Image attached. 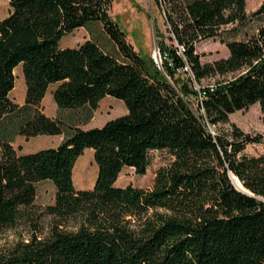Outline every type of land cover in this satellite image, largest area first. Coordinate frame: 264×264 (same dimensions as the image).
Returning <instances> with one entry per match:
<instances>
[{
	"label": "trees",
	"instance_id": "1",
	"mask_svg": "<svg viewBox=\"0 0 264 264\" xmlns=\"http://www.w3.org/2000/svg\"><path fill=\"white\" fill-rule=\"evenodd\" d=\"M8 1L0 18V238L30 215L38 183L52 182L56 198L45 209L47 233L0 247V264H264V155L245 153L264 133L230 122L259 104L264 126V0L250 14L246 0H153L171 32L168 40L158 34L162 69L128 42L110 15L114 0ZM92 24L102 25L114 52L92 39L61 45ZM228 27L235 36L245 29L243 38L226 42L227 58L203 63L197 44ZM19 66L23 105L10 97ZM52 85L60 110H96L110 96L128 113L21 154L16 135L65 134L43 112ZM87 149L98 174L91 190H78L74 169ZM153 151L173 160L151 190L117 186L126 168L144 176Z\"/></svg>",
	"mask_w": 264,
	"mask_h": 264
},
{
	"label": "rangeland",
	"instance_id": "2",
	"mask_svg": "<svg viewBox=\"0 0 264 264\" xmlns=\"http://www.w3.org/2000/svg\"><path fill=\"white\" fill-rule=\"evenodd\" d=\"M263 0H246V11L252 13ZM10 5L8 0H0V18L8 16ZM110 15L118 23L120 28L127 34L128 42L134 49L146 58L158 55L156 42L158 44V34H162L166 40L171 36L170 25L167 23L166 13L159 9L153 0H114ZM244 30L235 36L230 31V27L224 29L220 36L207 39L197 44V53L201 56L203 63H212L216 60L227 58L229 55L226 42L242 39ZM96 40L106 51L114 52V46L106 36L101 24H92L88 28L74 31L64 37L61 41L63 47H78L88 40ZM169 42V41H168ZM177 46V45H176ZM162 60V59H161ZM154 61V59H153ZM155 62V61H154ZM17 78L16 88L13 97L17 103L24 101L26 97V83L21 69ZM231 76V75H230ZM220 77H210L202 81L204 86L214 84ZM108 101L102 102L96 110L83 107L73 110H60L53 98L48 94L42 104L43 112L53 118L62 121L65 125V134L58 136H37L29 140L16 135L14 137V147L19 149V153H32L45 148L57 147L69 133L72 127L91 129L102 127L106 122L122 117L128 113L125 103L117 98L107 96ZM262 111L259 104L251 106L246 111H238L230 116V122L237 125L245 133L263 134L264 126L262 122ZM229 126L212 128L213 132L228 129ZM21 144V147H18ZM245 153L249 156L264 155V143L250 144ZM173 158L167 151H153L150 154V164L144 176L136 174L132 168H126L121 173L117 186L126 187L132 185L136 188L151 190L154 187L156 175L159 169L167 167ZM98 174V167L94 159L92 149L85 150L79 158L74 169V184L78 190H91L94 187ZM239 184V185H238ZM236 186L240 187L237 182ZM56 189L52 182L44 181L37 184V196L30 215L17 224V226L3 234L0 238V247H7L19 240L27 241L34 233L44 236L47 233L51 218L47 216L45 209L54 205Z\"/></svg>",
	"mask_w": 264,
	"mask_h": 264
},
{
	"label": "crops",
	"instance_id": "3",
	"mask_svg": "<svg viewBox=\"0 0 264 264\" xmlns=\"http://www.w3.org/2000/svg\"><path fill=\"white\" fill-rule=\"evenodd\" d=\"M21 69H22V66H19V67H17V68L15 69L16 82H17V78L20 76L19 74L21 73V72H20ZM15 88H16V86H15ZM15 88H14V90L11 92L10 97H11V99L14 100V102L17 103L16 99L13 97V93H14V91H15ZM54 89H55V87H54V85H52V86L50 87L48 93L46 94L45 98L48 96V94L53 95V91H54ZM45 98H44L42 104H44ZM105 98H106V97H105ZM105 98L101 100L100 104H101L102 102L108 101V100H106ZM108 102H111V101H108ZM24 103H25V100H24V101H19L17 104H19V105H23ZM100 104H99V106H100ZM19 137H22V136H19ZM16 142H17L16 140L13 141V143H12L13 146L15 145ZM18 147H21V144H20ZM34 152H36V151H33L32 153H34ZM21 154H28V153H25L24 150H23V151H21Z\"/></svg>",
	"mask_w": 264,
	"mask_h": 264
},
{
	"label": "water",
	"instance_id": "4",
	"mask_svg": "<svg viewBox=\"0 0 264 264\" xmlns=\"http://www.w3.org/2000/svg\"><path fill=\"white\" fill-rule=\"evenodd\" d=\"M155 46H156V51L158 53V56L156 57L155 55H153V59H154L155 63L158 65V67L160 69H162V60H161L160 50L158 48L157 42H156ZM232 181H233V183H234V185H235V187L237 189H239L240 191H242L244 193H248V191L246 189H244V187L242 186V184L240 183V181L238 180V178H236L234 175H232ZM237 182H239L242 187L241 186L240 187H237L236 186V183Z\"/></svg>",
	"mask_w": 264,
	"mask_h": 264
},
{
	"label": "bare ground",
	"instance_id": "5",
	"mask_svg": "<svg viewBox=\"0 0 264 264\" xmlns=\"http://www.w3.org/2000/svg\"><path fill=\"white\" fill-rule=\"evenodd\" d=\"M155 56H156V55H155ZM157 56H158V55H157ZM157 56H156V57H157ZM238 185H239V184H238ZM237 187H238V186H237ZM241 187H242V186H241Z\"/></svg>",
	"mask_w": 264,
	"mask_h": 264
}]
</instances>
